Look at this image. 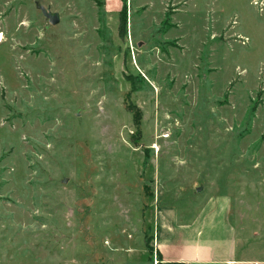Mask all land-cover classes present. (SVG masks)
<instances>
[{
	"label": "rangeland",
	"instance_id": "1",
	"mask_svg": "<svg viewBox=\"0 0 264 264\" xmlns=\"http://www.w3.org/2000/svg\"><path fill=\"white\" fill-rule=\"evenodd\" d=\"M125 1L0 0V264H160L209 197L264 259V0Z\"/></svg>",
	"mask_w": 264,
	"mask_h": 264
},
{
	"label": "crops",
	"instance_id": "2",
	"mask_svg": "<svg viewBox=\"0 0 264 264\" xmlns=\"http://www.w3.org/2000/svg\"><path fill=\"white\" fill-rule=\"evenodd\" d=\"M155 224V250L162 263L264 264V259L237 256L239 234L225 198L209 197L181 207L159 204Z\"/></svg>",
	"mask_w": 264,
	"mask_h": 264
},
{
	"label": "trees",
	"instance_id": "3",
	"mask_svg": "<svg viewBox=\"0 0 264 264\" xmlns=\"http://www.w3.org/2000/svg\"><path fill=\"white\" fill-rule=\"evenodd\" d=\"M122 2H123L122 8H121V11L119 12L120 22H119L118 29L120 31L121 36L124 37L126 34V18H127V15H126V1L122 0ZM157 257H159L158 254H157ZM159 262H160V260H159ZM160 264H177V263H162V262H160Z\"/></svg>",
	"mask_w": 264,
	"mask_h": 264
},
{
	"label": "water",
	"instance_id": "4",
	"mask_svg": "<svg viewBox=\"0 0 264 264\" xmlns=\"http://www.w3.org/2000/svg\"><path fill=\"white\" fill-rule=\"evenodd\" d=\"M40 10L43 16L48 20L51 25H55L59 22V16L57 13H52L49 9H45L44 7L40 6ZM67 180L64 179L63 182L65 183Z\"/></svg>",
	"mask_w": 264,
	"mask_h": 264
},
{
	"label": "built area",
	"instance_id": "5",
	"mask_svg": "<svg viewBox=\"0 0 264 264\" xmlns=\"http://www.w3.org/2000/svg\"><path fill=\"white\" fill-rule=\"evenodd\" d=\"M155 261V260H154ZM155 264H157V261L154 262Z\"/></svg>",
	"mask_w": 264,
	"mask_h": 264
},
{
	"label": "bare ground",
	"instance_id": "6",
	"mask_svg": "<svg viewBox=\"0 0 264 264\" xmlns=\"http://www.w3.org/2000/svg\"><path fill=\"white\" fill-rule=\"evenodd\" d=\"M1 37V36H0Z\"/></svg>",
	"mask_w": 264,
	"mask_h": 264
}]
</instances>
